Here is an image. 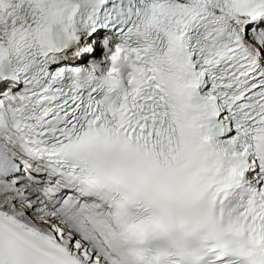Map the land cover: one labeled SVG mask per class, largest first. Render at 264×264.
Wrapping results in <instances>:
<instances>
[{
	"label": "snow or ice",
	"instance_id": "1",
	"mask_svg": "<svg viewBox=\"0 0 264 264\" xmlns=\"http://www.w3.org/2000/svg\"><path fill=\"white\" fill-rule=\"evenodd\" d=\"M0 264H264V0H0Z\"/></svg>",
	"mask_w": 264,
	"mask_h": 264
}]
</instances>
